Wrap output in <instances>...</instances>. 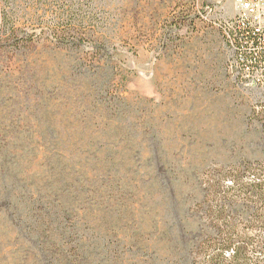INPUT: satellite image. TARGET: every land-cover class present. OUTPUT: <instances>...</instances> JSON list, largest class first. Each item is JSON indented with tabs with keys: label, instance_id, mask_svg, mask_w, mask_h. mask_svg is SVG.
I'll use <instances>...</instances> for the list:
<instances>
[{
	"label": "rangeland",
	"instance_id": "rangeland-1",
	"mask_svg": "<svg viewBox=\"0 0 264 264\" xmlns=\"http://www.w3.org/2000/svg\"><path fill=\"white\" fill-rule=\"evenodd\" d=\"M6 3L0 264H206L209 185L264 162V94L229 70L233 0ZM74 8L75 38L53 28Z\"/></svg>",
	"mask_w": 264,
	"mask_h": 264
},
{
	"label": "trees",
	"instance_id": "trees-1",
	"mask_svg": "<svg viewBox=\"0 0 264 264\" xmlns=\"http://www.w3.org/2000/svg\"><path fill=\"white\" fill-rule=\"evenodd\" d=\"M13 8L9 3L0 6V42L6 39L19 44L21 24ZM86 14L69 9L63 13L68 21L53 28L73 38L83 36ZM234 169L229 176L212 182L207 190V211L214 222L213 233L220 241L206 246L205 262L264 264V162L248 160L243 170Z\"/></svg>",
	"mask_w": 264,
	"mask_h": 264
},
{
	"label": "built area",
	"instance_id": "built-area-1",
	"mask_svg": "<svg viewBox=\"0 0 264 264\" xmlns=\"http://www.w3.org/2000/svg\"><path fill=\"white\" fill-rule=\"evenodd\" d=\"M234 16L222 24L231 50L229 70L264 94V0H233Z\"/></svg>",
	"mask_w": 264,
	"mask_h": 264
}]
</instances>
